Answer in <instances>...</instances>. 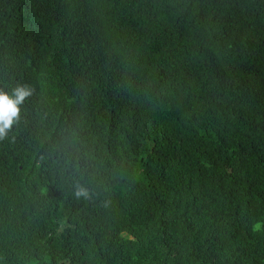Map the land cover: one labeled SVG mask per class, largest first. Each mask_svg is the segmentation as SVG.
Masks as SVG:
<instances>
[{
	"label": "trees",
	"instance_id": "16d2710c",
	"mask_svg": "<svg viewBox=\"0 0 264 264\" xmlns=\"http://www.w3.org/2000/svg\"><path fill=\"white\" fill-rule=\"evenodd\" d=\"M18 84L0 264H264V0H0Z\"/></svg>",
	"mask_w": 264,
	"mask_h": 264
},
{
	"label": "clouds",
	"instance_id": "9594fccd",
	"mask_svg": "<svg viewBox=\"0 0 264 264\" xmlns=\"http://www.w3.org/2000/svg\"><path fill=\"white\" fill-rule=\"evenodd\" d=\"M90 90L93 95H96L98 87L95 84H90ZM34 89L27 84H18L11 92L0 89V141L8 137V133L17 125L21 118V107L24 102L33 95ZM117 112H113L109 117L105 128L101 132V136L107 133L108 122L116 119ZM153 124V123H152ZM89 195L88 190L83 186H77L75 196L77 198ZM255 230L260 229V224L254 226Z\"/></svg>",
	"mask_w": 264,
	"mask_h": 264
}]
</instances>
